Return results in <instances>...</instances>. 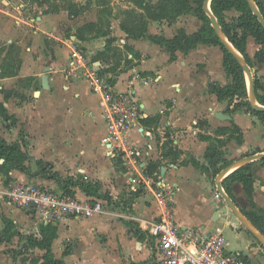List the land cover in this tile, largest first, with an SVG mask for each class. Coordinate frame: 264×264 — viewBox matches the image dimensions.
Segmentation results:
<instances>
[{
    "label": "crops",
    "instance_id": "1",
    "mask_svg": "<svg viewBox=\"0 0 264 264\" xmlns=\"http://www.w3.org/2000/svg\"><path fill=\"white\" fill-rule=\"evenodd\" d=\"M157 1L151 0L153 3ZM8 3V0H0V5ZM232 12L237 13V18L239 13L236 10L226 14ZM11 13L0 6V48L7 47L0 53V100L11 116L8 121L2 118L3 122L7 125V122L17 121L28 114L30 108L26 101H22L23 94L14 91L26 77L33 78V83L40 81L42 88L46 81L48 91L33 86L30 89L33 94H29L38 96L43 102L49 100L53 108L51 110L58 115L65 112L69 122L48 126L41 124L33 129L34 133L28 130L31 134L27 138V141H31V150L28 149V152L27 143L22 139L10 142L7 137L0 135L9 144L19 142L29 161L53 163V171L63 178L83 177L98 184L100 194L108 192L114 202L130 200L129 208L126 209L129 212L124 221L119 216L114 218L109 214L57 220V237L53 242L57 259L66 264H147L151 254L144 236L138 237L135 231L138 229L141 232L140 227L145 220H152L162 213V204L155 189L159 180H163L174 191L172 209L174 219L181 228L200 226L205 231L218 230L224 235L229 251L242 253L255 264H264V234L242 212V209L256 214L264 211V158L243 161L248 156L264 153V120L247 110L230 111V100H219L213 92L212 84L225 86L232 81L226 72L224 55L219 46L200 43L187 52L176 51L173 59L171 52L147 37H129L119 21L106 35L80 39L77 34H73L69 40L60 28L58 18L62 14L58 11L39 15L35 19L27 17L25 11H20V37L18 41H13L9 33L11 26L7 22ZM67 14V20L78 18L72 19ZM33 20L38 24L34 30L31 28L35 26ZM202 25L203 22L193 13L181 14L174 21L149 19L146 35L173 38L181 30L188 34L195 33ZM111 37L123 39L139 55L135 57L130 53L128 63L122 60V66L127 67L115 81V87L119 90L132 88L143 106L142 119L146 120L140 121L142 127L135 126L129 132V146H137V155L128 152L108 153V148L102 143L106 124L100 99L98 104H90L89 98L86 101L84 97L93 93L89 83L87 85L85 80L74 74L67 78L68 82L63 86L66 89L63 90L58 81L57 73L66 61L65 55L60 53L61 42L79 41L83 47L89 48V59L94 60ZM251 41L255 42L254 38L248 39V52ZM15 44L21 53L20 61L13 75H3L4 68H11L5 66L8 47ZM42 61L49 64L45 66ZM259 66L264 67V64L259 63ZM47 67L48 73L45 72ZM258 77L264 87V72ZM258 92L264 96L262 89ZM85 112H90L97 120L101 117V126L97 127L88 121H73L74 115ZM218 113L231 116L232 119L220 120ZM234 126L240 129L242 140L239 142L235 137L227 139L220 147L222 156L215 160L216 166L212 167L207 154L214 147L213 142L216 143V130ZM143 130L151 135H144ZM40 131L39 136L37 132ZM50 131L52 133L47 134ZM167 142H170L168 146ZM47 145L61 148L56 149L59 151L53 149L47 156L45 152L39 151ZM169 147L173 148V153ZM115 155L118 158L114 163L111 157L115 158ZM59 156L65 159V167L61 166L63 159ZM192 158L208 166L209 170L194 166L190 163ZM246 163H251L250 172L254 180L252 199L247 196L240 181H225L231 172ZM31 172L11 169L6 174L0 173V184L9 185L6 180L10 184L37 183L57 192H66L55 180L45 178L38 168L31 169ZM106 176L112 182H107ZM217 180L222 182L225 192L226 187L232 191V197L228 196L235 203L239 214L231 209L224 198L214 199ZM70 190L80 199L89 197L79 187H70ZM2 205L7 206L9 203L1 202ZM228 226L232 227L229 232L238 242L235 250L230 248L231 242L224 234V228Z\"/></svg>",
    "mask_w": 264,
    "mask_h": 264
},
{
    "label": "trees",
    "instance_id": "2",
    "mask_svg": "<svg viewBox=\"0 0 264 264\" xmlns=\"http://www.w3.org/2000/svg\"><path fill=\"white\" fill-rule=\"evenodd\" d=\"M127 1L131 2L133 7L128 10L129 12L125 13L126 17L120 23L121 28L127 33L129 37H147L151 41L160 44L172 53L173 59L176 51L187 52L200 43L219 46L224 55V66L226 72L229 76H231L232 81L225 86L212 84L211 88L213 92L217 95L219 100H230V105L234 98L240 99L241 102L236 103L234 109L232 110L236 111L239 108L245 107L248 112H252L258 118L264 120V112L255 110L248 100L246 75L242 63L240 62L239 58L225 45L218 32L211 25V18L204 9L205 0H158L155 3L151 2V0ZM253 1L264 17V0ZM192 2H194V5ZM211 10L219 22L222 33L225 35H223V37L227 38L233 47L237 49L239 53H241L251 69L253 67V60L248 52V39L250 37L254 38L255 42L260 46L255 54V59L260 64H264V26L259 18L254 14L249 0H211ZM231 10H236L239 15L237 18L229 22L226 20L225 15L226 12ZM185 13H193L203 22L202 27L197 32L188 34L181 30L173 38H165L164 36L159 35H146L149 19H168L169 21H174L177 16ZM69 16L72 18L76 15L70 11ZM94 24V22L85 24L83 28L79 29L77 37L84 39L82 35L85 32L84 27H89ZM114 39L116 38H108L105 49L98 53L94 58V60H99L102 63L108 65L107 68L104 69V72L112 74L116 70V68L111 67L110 63L112 60H115L114 58H116L118 63H120L122 59L125 60L122 58V51L117 48V46H112ZM126 47L130 48L129 45ZM110 52H112V54H110ZM125 62L128 63L129 60L126 59ZM15 68L16 67L14 66L11 68H4L2 74L13 75L15 73ZM10 69L11 71H9ZM110 81L115 84L114 79H111ZM254 88L257 101L261 105H264V96L258 92L259 89L264 91V87L256 77H254ZM8 95L9 94L6 96L8 97ZM230 105L229 110L231 109ZM0 117H2L4 120H10L11 118L7 107L1 100ZM145 120L146 119H141V121ZM234 127L239 130L240 137L237 140L240 142L242 140L240 129L237 126ZM169 144L170 142H167L166 146ZM169 151L173 153L174 150L172 147H169ZM210 152L207 154V157H210L211 159L210 165L215 167L216 162L214 160V155L213 153L210 154ZM174 153L177 154V152ZM220 153L222 154V152ZM0 159H4L3 166H5L8 171L11 169H18L25 173H32L31 170H29V167L26 165L28 156L27 153L23 151L21 144L19 142L9 144L1 135ZM190 163L198 168H201L202 170H209L208 166L201 164L195 158L190 159ZM37 164L39 167H41L44 162L39 160L37 161ZM250 169L251 163L241 165L231 172L226 177L225 181H240L243 184V188L247 196L252 199L254 180ZM41 171L45 178L55 180L62 188H64L66 190L65 193L75 196L74 193L71 192L70 187H79L90 197L105 198L111 201L109 196L100 194V186L98 184H94L90 180H86L83 177L75 179L72 176L63 178L57 172L51 173L46 171L44 168H41ZM226 192L230 197H232V191L230 188L226 187ZM242 212L253 223V225L264 234V211L261 210L260 214H256L254 212H248L242 209ZM57 231L58 228L56 224L41 223L39 226L38 235L31 234L25 237L24 245L28 247L29 250L40 249L44 252L43 260L40 264H66L63 260L57 259L53 252V242L57 237ZM135 232L138 237L143 238V235L138 229H136ZM19 235V231L16 230L11 224V226H7L5 230L0 231V242L11 241L13 237Z\"/></svg>",
    "mask_w": 264,
    "mask_h": 264
},
{
    "label": "rangeland",
    "instance_id": "3",
    "mask_svg": "<svg viewBox=\"0 0 264 264\" xmlns=\"http://www.w3.org/2000/svg\"><path fill=\"white\" fill-rule=\"evenodd\" d=\"M153 1H157V0H153ZM8 2H9L8 4H3V5L1 4L0 6L5 8L6 10L9 9L12 12L11 15L8 17L9 20L7 22L11 26L10 28L11 30H9V33H10V38H12L13 41H18L19 40L18 38L20 37L19 34L21 31L20 29H18L19 28L18 17L20 16V11L21 12L25 11L27 17H33L34 19L37 18V16L39 15L42 16L47 13H53L57 11L60 12L62 14L61 15L62 17L58 18L60 28L63 31L66 39L70 40V36H72L73 34L78 35L79 29L83 28L84 26L83 24L90 23L92 22V20L95 23L94 25L89 27H84L85 32L82 34L84 38L99 37L101 35L109 33L111 27L117 25L118 23L117 21L121 23L126 17L125 13L129 12L128 10L131 7H133V4H131L127 0H8ZM70 11H72V13L76 15L73 16L72 19L75 17L78 18H75L71 21L67 20L66 18L68 17L67 13H69ZM236 15H237L236 12L227 13L225 15V18L230 22L236 18ZM33 23L35 24V26L31 27L32 29L38 26V24L35 23V20H33ZM81 25L83 26L79 27ZM67 42L68 40L65 42H61L62 44H60L62 48L60 53H63V56L65 55L66 61L63 62V66L61 67V70H59V73H57L59 85L62 87L65 86V83L68 82L67 78L74 74H76L78 78L85 80L86 84L88 85V81L85 75V70L83 67L76 68L73 71V74L69 72V69L71 67V60H72L69 57V55H71L74 48L82 49L84 50L85 54H88L89 48L83 47L81 43L75 39L72 42L70 41L68 43ZM112 46H117V48H119L122 51V58H124L125 60L126 59L129 60L128 55L130 53L133 54L135 57L139 56L133 51V49H130L131 47L130 48L126 47L127 45L123 39H118V38L114 39V41L112 42ZM6 48L7 47L0 48V53H3ZM259 48H260L259 45H256L254 41H251L249 45V53L253 60L252 72H253V76L256 77L261 83V79L258 77V75L261 76V74L264 72V67H260L259 62L255 59V54ZM6 54L7 55L5 58V66L15 67L20 61L19 57L21 55V53L18 51L16 47V44L12 45L11 47H8V51ZM110 54H112V52H110ZM89 58H90L89 56L86 57L87 60ZM114 59L115 60H112L110 64L111 67L116 68V70L113 72L114 75L112 73L109 74L116 81L117 76H119L121 73H123V71L126 70L127 65L122 66V61L118 63V60L116 58ZM42 62L43 64H45V66L49 64L47 61H42ZM88 66L90 67L91 65ZM45 72L48 73L49 69H45ZM52 75L55 76V73H53ZM39 82L40 81H36V83H33V78L26 77L25 79L20 81L18 86L19 88L14 89V91L17 90L19 91V93L23 94L24 97L20 94L24 98L22 101H26L28 107L30 108L27 112L28 113L27 115L21 117L20 119H17V121L12 120L11 122H7V125H5V123L3 122L4 120L2 119V117H0V134L5 138L7 137V139L10 142H13L12 140L15 139L17 140L22 139L24 142L27 143L26 145L27 152L28 149L31 150V146H30L31 141H27V138L31 136L30 131L28 130H31L34 133L33 129L40 126L41 124H45L46 126H48V125H55V123L60 124L61 122L63 123L69 122L68 116L64 114L65 112L61 113V115H58L54 110H53L54 112L51 110L53 108H51V103L49 102V100H45V102H43L41 99L37 98L38 96L29 94L30 92H32L33 94V91L30 90L31 87L33 86L40 87L42 91H48L46 85L44 86V88H42V85H40ZM246 84L248 89V100L251 104L250 90H249L250 82L247 75H246ZM64 89L66 88L63 87V90ZM84 97H86V101L89 98L90 104H94V103L98 104L99 96L97 94L90 93L89 96L86 95ZM36 98L38 99V104L35 103ZM82 101H83V97H82ZM238 102H241L240 99L238 98H234V100L231 101L230 111L234 109L235 104ZM237 110H247V109L243 107ZM73 121L74 122L88 121L90 124L96 125L97 127L101 126V117H99L97 120L90 114V112H85L83 114L80 113L79 116L74 115ZM41 132L42 131L37 132V135L40 136L39 133ZM50 133L52 132L51 131L47 132V134ZM217 135L220 136V138H218ZM215 136H216L215 140L217 144L215 143V141L213 142L214 145L213 144L212 145L214 147H212L210 154L213 153L214 160H217L218 157L222 156V154L220 153L221 152L220 147L223 145V143H225L227 139H230L231 137H235L236 139H238L240 137V133L239 130L235 127H231V128L221 127L216 130ZM60 148L61 147L51 148L47 145V147L42 146L39 151L43 153L45 152L47 156H50V153L51 151H53V149L55 151H59L56 149H60ZM68 149H71V147H68ZM115 156H116L115 158L111 157L112 159H114L113 160L114 163L116 161V158H118L117 155ZM59 158L63 159L62 156H59ZM64 160L65 159H63V161L60 162L62 167L66 166V162ZM219 161H221V158L219 159ZM3 162L4 159H0V173L6 174L10 170L8 171L6 167L3 166L4 164ZM26 165L29 166V168H31L32 170L33 169L37 170L38 168V170L41 171V168H44L46 171L51 173L54 172L53 170L55 168V165L50 162L44 163L41 167H39L37 162L34 160L33 161L28 160L26 162ZM7 181L8 184H10L9 183L10 181L6 180V182ZM107 182H112L111 178L107 177ZM31 184L37 185V183H31ZM104 195L110 197L108 192L105 193ZM105 200L108 202V204L105 205L106 214L104 213L101 215L109 214V216L111 217L114 216V218L119 216L124 221L127 216L126 214H128L129 212V210L127 211L126 209L129 208L130 200L126 202L123 200L120 203L119 201L118 203L114 202L112 199L111 201H109L108 199ZM122 202L124 203L121 205ZM30 212L31 210L18 208L11 204L7 206H3V205L0 206V231L5 230L7 226H11L12 224L14 228L18 230L20 233L19 236L13 237L11 241L0 242V264H40L42 262L43 253H44L42 250L40 249L29 250L28 247L24 245L25 237L31 234L38 235L39 226L41 225V221L38 219V217L34 213H30ZM230 229H232L231 226L225 227L224 234L226 238L229 239L231 242L230 248L232 250H235L237 248L238 242L235 236L229 232Z\"/></svg>",
    "mask_w": 264,
    "mask_h": 264
},
{
    "label": "built area",
    "instance_id": "4",
    "mask_svg": "<svg viewBox=\"0 0 264 264\" xmlns=\"http://www.w3.org/2000/svg\"><path fill=\"white\" fill-rule=\"evenodd\" d=\"M84 50L74 48L71 67L84 68L90 90L99 96L106 133L102 143L109 154L128 152L137 155V146H129V132L141 126L143 106L132 88L119 90L110 80L112 76L99 60H87ZM88 65H91L90 67ZM142 127V126H141ZM144 135H151L145 132ZM142 134V135H143ZM156 194L163 211L141 225V234L151 254L147 264H255L239 252L229 251L224 235L218 230L205 231L203 227L181 228L174 219L172 209L174 191L163 180H159ZM215 189L214 199H222ZM6 202L18 208L31 210L41 223L56 224L63 217L89 218L104 214L108 202L104 198L80 199L65 192H57L41 185L11 183L0 184V204Z\"/></svg>",
    "mask_w": 264,
    "mask_h": 264
},
{
    "label": "water",
    "instance_id": "5",
    "mask_svg": "<svg viewBox=\"0 0 264 264\" xmlns=\"http://www.w3.org/2000/svg\"><path fill=\"white\" fill-rule=\"evenodd\" d=\"M249 2L251 4V6H252L254 14L259 18V20L261 21V23L264 26V17L261 14V12L259 11L257 5L255 4V2L253 0H249ZM204 9L209 14V16L211 18L212 27L218 32V34L222 38V41L225 43V45L239 58L240 62L243 65L244 72L248 76L249 82H250L249 90H250L251 106L255 110H259V111L264 112V105L259 104L257 102L256 96H255L254 77H253V72H252L251 67L247 64V62L245 61V59L241 55V53H239V51H237V49H235L232 44H231V46L229 45V43L227 42L228 39L227 38H226V40L224 39V37H223L224 34L221 31V27L219 25V22H218L217 18L215 17V15L213 14L212 10H211V0H205ZM46 69H48V68H46ZM45 85L47 87V83L44 80V86ZM218 117H219L220 120H225V119L231 120L232 119L231 116L225 115L223 113H218ZM258 158L259 159L264 158V153H259V154H256V155L248 156V157L244 158L243 161L249 162L251 160L258 159ZM217 190L222 195V197L227 202V204L231 207V209L235 213L239 214L235 203L231 200V198L228 196V194L223 190L222 182L220 180H217ZM34 207H35V204L33 205L32 209H31V213L35 212V208Z\"/></svg>",
    "mask_w": 264,
    "mask_h": 264
},
{
    "label": "bare ground",
    "instance_id": "6",
    "mask_svg": "<svg viewBox=\"0 0 264 264\" xmlns=\"http://www.w3.org/2000/svg\"><path fill=\"white\" fill-rule=\"evenodd\" d=\"M224 39L226 40V38L224 37ZM229 43V45L231 46V43L229 41H227Z\"/></svg>",
    "mask_w": 264,
    "mask_h": 264
}]
</instances>
